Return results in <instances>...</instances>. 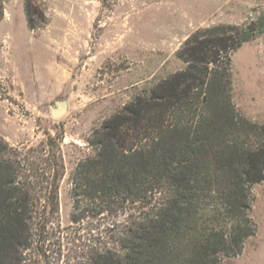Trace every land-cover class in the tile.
<instances>
[{
	"label": "trees",
	"instance_id": "1",
	"mask_svg": "<svg viewBox=\"0 0 264 264\" xmlns=\"http://www.w3.org/2000/svg\"><path fill=\"white\" fill-rule=\"evenodd\" d=\"M263 28L264 21L194 31L177 53L184 70L90 134L94 154L70 177V222L110 220L77 264H227L242 254L256 233L251 211L253 188L264 181V124L236 110L230 58ZM48 143L53 150L50 136ZM44 164L45 180L39 165L26 175L0 138V264H21L58 218L62 158L52 151Z\"/></svg>",
	"mask_w": 264,
	"mask_h": 264
},
{
	"label": "rangeland",
	"instance_id": "2",
	"mask_svg": "<svg viewBox=\"0 0 264 264\" xmlns=\"http://www.w3.org/2000/svg\"><path fill=\"white\" fill-rule=\"evenodd\" d=\"M2 1L0 138L22 159L26 175L35 176L31 167L39 165L46 169L40 180L48 178L44 161L52 151L64 166L58 218L48 240L36 239L21 264H77L103 239L110 220L70 222V177L79 161L94 154L90 134L133 99L184 70L177 53L194 31L257 25L264 21V0ZM230 60L236 110L264 124V28ZM56 102L67 106L57 120L50 115ZM253 196L256 233L227 264H264V181L253 188Z\"/></svg>",
	"mask_w": 264,
	"mask_h": 264
},
{
	"label": "water",
	"instance_id": "3",
	"mask_svg": "<svg viewBox=\"0 0 264 264\" xmlns=\"http://www.w3.org/2000/svg\"><path fill=\"white\" fill-rule=\"evenodd\" d=\"M67 113V106L64 102H56L50 106V115L57 120L62 118Z\"/></svg>",
	"mask_w": 264,
	"mask_h": 264
}]
</instances>
